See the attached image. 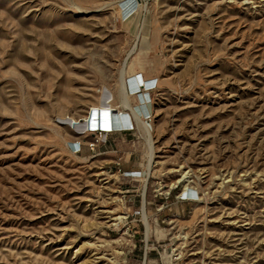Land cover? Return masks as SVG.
Wrapping results in <instances>:
<instances>
[{
	"label": "rangeland",
	"instance_id": "rangeland-1",
	"mask_svg": "<svg viewBox=\"0 0 264 264\" xmlns=\"http://www.w3.org/2000/svg\"><path fill=\"white\" fill-rule=\"evenodd\" d=\"M0 264H264V0H0Z\"/></svg>",
	"mask_w": 264,
	"mask_h": 264
},
{
	"label": "bare ground",
	"instance_id": "bare-ground-1",
	"mask_svg": "<svg viewBox=\"0 0 264 264\" xmlns=\"http://www.w3.org/2000/svg\"><path fill=\"white\" fill-rule=\"evenodd\" d=\"M128 10H129V8H126V11H128ZM124 77H125V70H121L120 76H119L120 102L127 109V108H130V98L126 92V84H125ZM132 113H133L134 118L137 120L136 122L138 123V125L141 126L142 128H144V131H146L149 135V136L147 135L148 136V139H147V144H148L147 170H150V169H152V167L155 165L154 163L156 162V161H154V156H153L154 155V147H153V144L150 140V132L146 128V126L140 121L137 114L133 111H132ZM195 177L196 176L193 175V172L184 171L181 175V180H184V186L187 187L189 184L193 183V180L195 179ZM115 219L119 220L120 216H117Z\"/></svg>",
	"mask_w": 264,
	"mask_h": 264
},
{
	"label": "built area",
	"instance_id": "built-area-1",
	"mask_svg": "<svg viewBox=\"0 0 264 264\" xmlns=\"http://www.w3.org/2000/svg\"><path fill=\"white\" fill-rule=\"evenodd\" d=\"M154 84H155L154 81H149V80L148 81H144L143 84H142L141 78L136 77L135 81H132V86L131 87H133V88L143 87L144 89H150V88H152L154 86ZM140 98L143 99L142 96H140ZM123 129L126 130L127 128H123ZM93 134L99 136V135H102V131L101 130H97ZM73 147L77 148L78 146L76 144H73ZM186 194H187L186 196L188 198H192V197H194L196 195V193L194 191H192V190H190V192L187 191Z\"/></svg>",
	"mask_w": 264,
	"mask_h": 264
}]
</instances>
